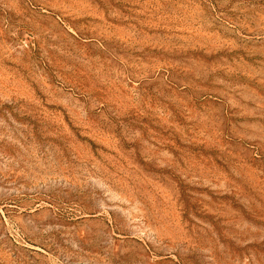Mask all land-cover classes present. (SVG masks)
Here are the masks:
<instances>
[{"label":"rangeland","instance_id":"1","mask_svg":"<svg viewBox=\"0 0 264 264\" xmlns=\"http://www.w3.org/2000/svg\"><path fill=\"white\" fill-rule=\"evenodd\" d=\"M0 264H264V0H0Z\"/></svg>","mask_w":264,"mask_h":264}]
</instances>
